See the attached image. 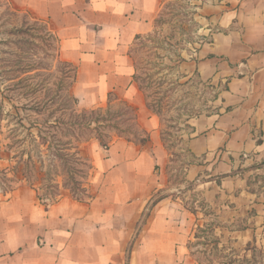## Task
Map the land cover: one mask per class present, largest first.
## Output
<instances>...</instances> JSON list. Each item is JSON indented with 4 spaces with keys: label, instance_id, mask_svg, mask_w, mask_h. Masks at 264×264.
I'll return each mask as SVG.
<instances>
[{
    "label": "crops",
    "instance_id": "crops-1",
    "mask_svg": "<svg viewBox=\"0 0 264 264\" xmlns=\"http://www.w3.org/2000/svg\"><path fill=\"white\" fill-rule=\"evenodd\" d=\"M9 2L45 20L57 34L62 59L77 66L72 92L82 108L106 104L115 94L137 109L140 136L148 139L139 143L119 137L108 149L96 139L87 143L95 164L92 186L102 182L99 193L92 187L94 197L88 201L66 194L46 205L29 186L0 199V264H123L129 232L115 222L134 219L146 201L152 204L158 188L171 190L163 120L134 79L130 53L136 37L154 29L162 1ZM198 16L210 36L185 73H197L220 88V111L190 123L187 151L195 162L183 177L230 225L220 231L235 246H263L264 182L255 181L264 175V0H199ZM148 213L126 264H139L140 247L165 250L156 252L154 264H203L188 249L194 227L169 224L176 217L197 221L199 213L169 193ZM239 225L246 228L238 230Z\"/></svg>",
    "mask_w": 264,
    "mask_h": 264
},
{
    "label": "rangeland",
    "instance_id": "rangeland-1",
    "mask_svg": "<svg viewBox=\"0 0 264 264\" xmlns=\"http://www.w3.org/2000/svg\"><path fill=\"white\" fill-rule=\"evenodd\" d=\"M160 13L157 16V22L154 29L143 35V39L136 40L131 46V52L136 58L139 68V77L144 86V94L151 103L158 102L160 115L163 120L164 135L166 146L169 152L168 173L171 190L169 192H157L155 197L164 194L172 195L174 199L182 205L191 204V194L193 191H185L187 184L184 182V166L189 162H195L193 156L187 151V141L191 135L190 123L200 115H209L219 113L218 97L220 88L214 87L209 83L201 81L197 73L189 75L185 73L191 56L198 49L199 45L206 41L210 35H205L202 25L199 23V0H161ZM11 7L9 0H0V40L4 36H50L45 26L40 21L37 22L34 15L29 11L17 10ZM19 11V12H18ZM33 26L34 30L29 34H10L9 30L14 27ZM9 51L21 53L19 55L9 54ZM51 55V54H50ZM26 63L33 64L31 71H16L5 73V70L17 65ZM26 66V65H25ZM61 67L55 56H47V47L40 40H36V46L19 49L13 45L0 44V198L6 199L14 197L18 189L24 187V181H18L22 178L21 169L23 165L18 166L17 160L19 154L14 140L26 136L25 130L12 132L16 128L17 114L25 118V122L44 120L47 117L54 119L63 114H70V111L86 109L79 104L77 107L67 100L69 94V79H62ZM17 69V68H16ZM155 74L154 77H150ZM150 77V78H149ZM25 79L23 84L17 85L19 80ZM146 91V92H145ZM113 98V97H112ZM52 101L48 110L37 113L32 107L39 102ZM119 103L114 104L117 106ZM105 105V104H103ZM102 106V105H101ZM69 109L68 112L60 111L61 108ZM60 109V110H59ZM92 109V108H88ZM126 128L125 123H121ZM132 126L133 128H135ZM122 128V127H121ZM106 133L108 128L103 129ZM108 130V131H107ZM119 131L111 129L114 133ZM162 131V132H163ZM37 132V129H33ZM26 134V135H25ZM92 131L86 130L81 146L86 139L88 140ZM131 133L125 135L130 136ZM91 139L90 141H92ZM15 166L20 168L19 173ZM35 176V177H32ZM30 180L41 186V181L37 174L30 173ZM37 179V180H35ZM93 179V178H92ZM58 186V193L64 191L63 179L55 178ZM258 185L264 182V175L256 177ZM69 187V186H68ZM95 192L100 191L102 187L101 179L95 180L93 184ZM48 191V190H47ZM198 193H201L198 189ZM52 192V188L50 190ZM64 195L67 192H63ZM153 198V199H154ZM156 199V198H155ZM52 203V202H47ZM151 201H147L140 207L139 213L130 221L118 219L115 224L121 225L129 232V237L125 242L123 249V264L128 259L131 247L139 238L141 225L149 212ZM199 218L202 213H199ZM210 218L200 221L184 218H173L169 224L176 223L183 228L195 227V223L207 222ZM167 224V225H169ZM221 234V231H218ZM223 234V233H222ZM228 236L223 234V242L228 240ZM149 240H152L150 238ZM239 247V246H236ZM244 247V246H243ZM165 250H155L146 247H140L137 251L139 264H154L158 253ZM126 260V261H125Z\"/></svg>",
    "mask_w": 264,
    "mask_h": 264
},
{
    "label": "trees",
    "instance_id": "trees-1",
    "mask_svg": "<svg viewBox=\"0 0 264 264\" xmlns=\"http://www.w3.org/2000/svg\"><path fill=\"white\" fill-rule=\"evenodd\" d=\"M34 18L37 22L40 21L44 24L50 36H4L3 39L0 40V44L13 45L22 50L25 47L32 48L36 46V40L40 39L47 47V56H55L58 64L62 66V79H69L68 86L70 91L69 94H67V100L77 107L79 101L72 92L73 85L77 78V66L62 59L61 41L57 34L51 30L48 23L43 19ZM156 22L157 19L155 20V23ZM32 30H34L33 26L14 27L12 30H9L8 33L32 35ZM143 37L142 35H138L136 40H141ZM8 53L19 55V59H23L19 52L9 51ZM130 53L135 62L134 79L144 92L145 88L138 74V63L131 51ZM14 67V70L8 68V70H5V73H13L16 71L25 73L28 70L31 71L34 65L26 63ZM154 76L155 74L150 77ZM25 81V79H21L17 82V85L23 84ZM53 102L54 100H47L39 102L32 107L37 113H42L48 110ZM115 102L119 104L114 106ZM147 103L149 108L160 114L157 101L154 104H150L149 101ZM61 109L62 110H59L62 111V113L69 111L67 107ZM16 117L17 126L12 132L25 130L27 134L13 142V144L17 145L19 154V156H17V165H23L21 169V175H23V177H18L17 180L24 181V185L35 189L38 193L39 200L46 205L49 204L47 203L49 201L54 203L61 199L64 196L63 192H67V194L78 201H88L94 197L92 191V178L95 172V164L85 149L87 143H89L91 139L99 140L105 149H108L112 142L119 137L136 139L134 141H139V143H144L148 139L146 136H140V133H143V131L138 121L137 109L115 94L109 95L105 105L92 109L79 110L78 108V110L74 111L72 109L69 115L63 114L53 120L47 117L44 120H36L28 122L27 124L23 116L17 114ZM122 122L126 124V128H123ZM134 124L136 125L135 128L132 127ZM105 128L109 129L107 133L103 130ZM33 129H37V132H33ZM111 129H117L119 131L112 133L110 132ZM86 130L92 131V134L81 146L83 141L82 138L85 136ZM126 133L131 134L127 136L125 135ZM162 135L166 144L167 140L164 131ZM190 164H192V161H189L184 166V169ZM18 166H15L17 170L15 174L19 173L20 168H18ZM31 172H34L35 175L37 174L42 183L41 186H36L33 180H30L32 177H30ZM56 177H61L64 181L63 192L59 190L58 193H54L58 191L55 180ZM184 182L187 184L184 190L193 191V194H191V204L185 203V207L195 215L202 213V217H198L197 221L210 218L207 222H197L188 240V249L190 253L196 257L197 261L203 264H264V245L258 246L256 243H248L244 247H236L233 244V239L230 238L226 242H223V234H218V231L224 226L230 225L220 220V216L213 209L211 204L202 198L201 193L196 191L197 188L195 187V183L187 182L185 179ZM51 188L52 192H50ZM159 191L161 190H158V192ZM164 197H167V195H161L154 200V196L151 197V207ZM143 224H145V221ZM245 228L246 226L243 225L237 227L238 230Z\"/></svg>",
    "mask_w": 264,
    "mask_h": 264
}]
</instances>
